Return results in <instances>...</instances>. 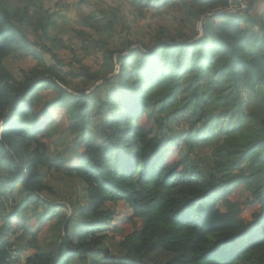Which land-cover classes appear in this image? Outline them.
<instances>
[{
    "label": "trees",
    "instance_id": "16d2710c",
    "mask_svg": "<svg viewBox=\"0 0 264 264\" xmlns=\"http://www.w3.org/2000/svg\"><path fill=\"white\" fill-rule=\"evenodd\" d=\"M117 1V11L82 21L119 65L104 76L63 71L51 47L32 51L25 27L58 44L52 17L0 1V182L26 193L11 203L0 190V264H155L159 253L163 264H264V4L255 17L259 0ZM167 7L201 35L116 41L121 8ZM21 49L42 66L18 80L6 61ZM69 76L83 88L70 91ZM44 90L56 98L42 103ZM55 132L76 136L52 151ZM53 173L81 194L56 203ZM119 203L132 214L126 235L108 206ZM30 206L44 212L32 214L37 227ZM53 219L58 241L45 248L39 231Z\"/></svg>",
    "mask_w": 264,
    "mask_h": 264
},
{
    "label": "rangeland",
    "instance_id": "374dc122",
    "mask_svg": "<svg viewBox=\"0 0 264 264\" xmlns=\"http://www.w3.org/2000/svg\"><path fill=\"white\" fill-rule=\"evenodd\" d=\"M1 3L11 6L17 9H23L29 7L30 15H34L37 12L40 16H51L52 21L55 26L51 30L50 36L54 38L58 44L53 48L51 41L47 40L40 31H34L32 27H25L24 32L29 41V47L32 51L40 52L42 46L51 47L56 53L59 61L63 64L60 66L63 71L79 73L82 67L90 70L91 73H97L99 76H104L112 73L117 65L111 62L110 59L106 58L104 53L103 36L94 30H91L89 26L83 24V18L92 12L97 13L98 18L103 15H110L112 12L117 11L115 8L118 6L117 0H0ZM260 8L256 11L255 17H259L262 14L261 9L263 8L264 0H259ZM118 16L120 18L118 33L116 34V41H119L120 36L125 39H129L133 44H144L146 46L153 45L160 33L164 34L166 39L171 37H179L180 35L191 36L193 34L201 35V28L199 25H194L189 20L185 19L182 15L181 10L173 7H167L162 10V13L158 14L155 12H144L141 15L137 11L129 10L128 8H121L118 11ZM82 32L85 35H80L77 32ZM120 35V36H119ZM23 45L24 40L22 38ZM116 41L109 40V44L114 45ZM43 57L47 66H52L55 64V60L47 52H43ZM38 60H36L32 54H26V52L21 49L13 56H11L6 61V68L11 71V73L18 79L21 80L24 72H29L36 66H42ZM115 71L113 75H116ZM69 83L70 91L74 92L76 89H82V79L73 78L69 76L67 78ZM102 83H98L95 86H99ZM100 87H103L102 85ZM107 88L103 87L100 91V98H103L106 94ZM42 103L51 102L56 98V93L52 90H44L41 92ZM99 98V99H100ZM95 113V112H94ZM53 117L58 121L62 114V110H54L52 112ZM96 124H99V118H93V129H96ZM54 131L55 128H54ZM1 133V127H0ZM55 143L51 145L52 151L55 149V144L57 149H62L59 143L62 141L69 142L71 139H75L76 134L70 133V138L67 135H58L55 132ZM68 140V141H67ZM59 143H58V142ZM207 154H209L210 149L207 148ZM175 156H169V161L172 162ZM200 157V156H199ZM203 157V156H202ZM248 171V170H247ZM47 184H49L55 193L52 194L53 200L56 203L66 204V200L71 198L72 195H80V189H72V184L69 183L63 175L58 173H53L47 179ZM2 181L0 182V190L7 195L9 202H21L26 199V193L18 186L15 190L10 191L1 189ZM4 184V183H3ZM50 197V196H49ZM51 198V197H50ZM51 198V199H52ZM11 206V204H9ZM111 210H115V226L123 230L126 234L132 232L134 225L130 222L131 213L129 212L126 205L119 203L117 205H108ZM35 206H30L28 209L29 216H32ZM37 214L42 215L44 212L42 209H38ZM34 213V214H35ZM60 215L63 211L60 210ZM35 214V219L32 221L35 227L39 224V217ZM57 220V218H56ZM53 222L49 221L45 223L43 227L40 228L41 233V244L45 248H54L55 241H58V236L60 233V228L53 232L49 230ZM140 225V222H137ZM107 232V231H104ZM121 235L119 233L115 234V237L119 238ZM107 243V242H106ZM26 253V252H25ZM29 250L24 254V258L31 254ZM25 259L22 261L25 262ZM167 259L164 253H159L154 256L153 262L155 264H163Z\"/></svg>",
    "mask_w": 264,
    "mask_h": 264
},
{
    "label": "crops",
    "instance_id": "0c3cea01",
    "mask_svg": "<svg viewBox=\"0 0 264 264\" xmlns=\"http://www.w3.org/2000/svg\"><path fill=\"white\" fill-rule=\"evenodd\" d=\"M261 11H262V9H261Z\"/></svg>",
    "mask_w": 264,
    "mask_h": 264
}]
</instances>
